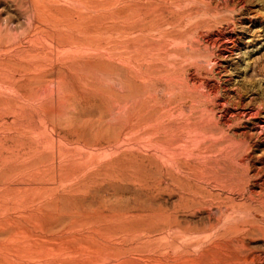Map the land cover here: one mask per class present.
Masks as SVG:
<instances>
[{"label": "rangeland", "instance_id": "374dc122", "mask_svg": "<svg viewBox=\"0 0 264 264\" xmlns=\"http://www.w3.org/2000/svg\"><path fill=\"white\" fill-rule=\"evenodd\" d=\"M0 264H264V0H0Z\"/></svg>", "mask_w": 264, "mask_h": 264}]
</instances>
